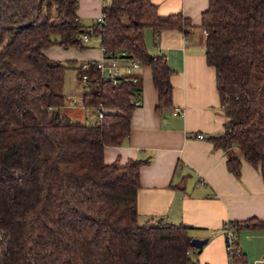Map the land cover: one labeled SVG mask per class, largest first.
Here are the masks:
<instances>
[{
	"label": "trees",
	"instance_id": "1",
	"mask_svg": "<svg viewBox=\"0 0 264 264\" xmlns=\"http://www.w3.org/2000/svg\"><path fill=\"white\" fill-rule=\"evenodd\" d=\"M79 1L0 0V264H200L188 225L139 222L140 171L149 160L105 161V148L131 133L142 73L115 84L96 60L82 68L45 53L52 45L87 49L84 36L99 37L101 46L151 67L162 110L172 106L173 69L149 51L145 30L188 34L195 25L182 12L162 15L152 0H105L104 21L86 25ZM200 27L226 117L212 140L231 151L235 175L242 158L264 175V0H209ZM69 68L80 81L87 74L82 100L104 106L101 117L74 121L62 110L68 97L59 86ZM254 220L246 223L264 226ZM230 261L250 264L240 246Z\"/></svg>",
	"mask_w": 264,
	"mask_h": 264
},
{
	"label": "crops",
	"instance_id": "2",
	"mask_svg": "<svg viewBox=\"0 0 264 264\" xmlns=\"http://www.w3.org/2000/svg\"><path fill=\"white\" fill-rule=\"evenodd\" d=\"M104 1H79L77 13L85 24L102 14ZM152 1L162 15L182 12L195 25L188 34L181 29L145 30L149 51L163 54L173 69L172 106L157 110L152 69L143 65V88L138 95L142 104L133 112L131 133L122 144L105 148V161L149 160L140 171L139 222L183 223L193 238H208L196 256L200 264L231 263L224 228L230 221L245 223L236 237L249 263L264 264V226H246L251 218L256 225L264 222V175L260 166L244 158L240 175H235L228 168L231 151L215 146L212 140L224 131L226 117L215 68L206 59L207 33L200 27L209 0ZM86 43L92 46L84 51L52 45L45 53L52 59L82 63L102 58L99 37L88 38ZM175 107L182 113H174Z\"/></svg>",
	"mask_w": 264,
	"mask_h": 264
},
{
	"label": "built area",
	"instance_id": "3",
	"mask_svg": "<svg viewBox=\"0 0 264 264\" xmlns=\"http://www.w3.org/2000/svg\"><path fill=\"white\" fill-rule=\"evenodd\" d=\"M105 15L102 13L96 20L99 22H103ZM206 32V30L204 29ZM85 40H88V35L84 36ZM103 56L102 58L96 60L97 67L100 70L101 77L103 79H110L113 83H118V77L123 76L127 81H136L134 73H141L143 64L139 59L136 58H127V52L124 50L114 51L108 49L106 46H101ZM88 67V64L85 62L82 64V68ZM82 81L88 83L87 74L82 75ZM131 102L135 105L139 106L142 104V100L139 97L131 98ZM73 106H81L79 105V100L74 98L72 100ZM82 106L84 102L82 100ZM106 111V108L101 105V108L98 109V116L101 117L103 112ZM174 113H182V110L178 107L173 108ZM202 136V135H201ZM226 242L227 249L229 252V258L231 259L232 254L235 253L236 249H238V241L236 237L235 230H227L226 231ZM264 261V259H263ZM260 261L256 260L250 264H258ZM232 264V263H230Z\"/></svg>",
	"mask_w": 264,
	"mask_h": 264
},
{
	"label": "rangeland",
	"instance_id": "4",
	"mask_svg": "<svg viewBox=\"0 0 264 264\" xmlns=\"http://www.w3.org/2000/svg\"><path fill=\"white\" fill-rule=\"evenodd\" d=\"M87 23V22H86ZM90 25V24H86ZM93 42V40H92ZM87 46H92L90 43ZM79 51H84L87 49H77ZM78 64H81V61H77ZM84 82L80 81L77 77V70L75 68H69L65 73V81L59 86L60 90L66 94L68 97L65 106L62 110L71 116L74 121L90 122L95 119L98 114V110L92 107L82 106V96L87 88L83 84ZM76 98L79 100V105L73 106L72 100Z\"/></svg>",
	"mask_w": 264,
	"mask_h": 264
},
{
	"label": "water",
	"instance_id": "5",
	"mask_svg": "<svg viewBox=\"0 0 264 264\" xmlns=\"http://www.w3.org/2000/svg\"><path fill=\"white\" fill-rule=\"evenodd\" d=\"M0 19H1V8H0ZM246 226H248V223L246 224ZM207 242H208V238H204V239L193 238L191 241V245L194 248H202Z\"/></svg>",
	"mask_w": 264,
	"mask_h": 264
}]
</instances>
